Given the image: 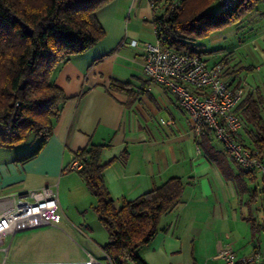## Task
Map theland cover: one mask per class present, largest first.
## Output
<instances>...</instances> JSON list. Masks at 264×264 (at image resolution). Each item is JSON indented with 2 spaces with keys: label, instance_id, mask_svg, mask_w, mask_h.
<instances>
[{
  "label": "crops",
  "instance_id": "1",
  "mask_svg": "<svg viewBox=\"0 0 264 264\" xmlns=\"http://www.w3.org/2000/svg\"><path fill=\"white\" fill-rule=\"evenodd\" d=\"M156 12L161 4L155 9L151 0H113L101 7L96 14L104 39L55 74L68 99L43 150L20 163L16 157L29 146L0 147V210L20 194L52 187L59 196V218L39 226L49 228L37 230L32 238L42 243L58 233L70 245L85 246V262L77 263V254L62 251L52 257L55 263L102 264L104 259L112 264L103 248L107 230L95 216L89 221L84 215L96 214V198L77 170H67L77 151L90 143L104 145V178L118 208L169 178L185 182L180 202L162 216L160 230L141 249L150 264H225L219 254L227 243L238 261L255 252L264 255L263 173L238 165L212 131L208 147L218 155L211 160L177 96L145 74L142 44L156 39ZM126 37L142 44L120 46ZM200 50L209 66L225 65L230 84L246 83L236 108L243 121L237 137L256 149L245 100H258L264 118V12L254 10L240 24L214 31ZM112 81L127 86L118 91L110 88ZM51 241L58 240L51 236Z\"/></svg>",
  "mask_w": 264,
  "mask_h": 264
},
{
  "label": "trees",
  "instance_id": "2",
  "mask_svg": "<svg viewBox=\"0 0 264 264\" xmlns=\"http://www.w3.org/2000/svg\"><path fill=\"white\" fill-rule=\"evenodd\" d=\"M113 0H0V147L29 146L16 157L26 163L36 158L52 135L68 97L55 82L60 66L105 37L97 11ZM163 45L181 52L201 53V40L214 31L238 25L262 0H238L229 9L209 10L216 0H152ZM264 1V0H263ZM220 4V3H219ZM24 24L32 29L26 32ZM125 83L110 88L123 91ZM248 121L255 128L254 146L264 157V118L258 100H245ZM210 129L201 134L209 157L215 156ZM103 144L90 143L77 151L78 170L96 198L93 210L109 234L104 250L112 264H150L141 254L160 230L163 215L180 202L185 182L169 178L160 186L118 208L104 178ZM251 173V172H249ZM264 193V191H263ZM236 264H248L237 262Z\"/></svg>",
  "mask_w": 264,
  "mask_h": 264
},
{
  "label": "built area",
  "instance_id": "3",
  "mask_svg": "<svg viewBox=\"0 0 264 264\" xmlns=\"http://www.w3.org/2000/svg\"><path fill=\"white\" fill-rule=\"evenodd\" d=\"M238 0H218L223 9H229ZM153 8L154 2L151 0ZM156 39L142 44L135 38H124L120 46L142 44L145 51L144 71L153 81L166 85L177 96L180 105L186 109L193 121L197 135L210 129L223 143L225 149L246 169H258L264 175V157L258 149L244 145L238 137L243 121L236 108L246 93V83L230 84L225 76V65L209 66L201 53L181 52L163 45L159 28L154 23ZM83 164L74 160L67 170H80ZM59 196L52 187L43 186L18 195L10 204L0 210V240L18 231L51 224L59 218ZM6 256L9 246L5 247ZM219 257L225 264L244 262L252 264L264 261L261 252L236 259L234 247L227 243ZM91 260L87 264H94Z\"/></svg>",
  "mask_w": 264,
  "mask_h": 264
},
{
  "label": "rangeland",
  "instance_id": "4",
  "mask_svg": "<svg viewBox=\"0 0 264 264\" xmlns=\"http://www.w3.org/2000/svg\"><path fill=\"white\" fill-rule=\"evenodd\" d=\"M164 4L161 3V11L164 9ZM209 10L219 11L221 10V5L218 0H216ZM255 10H260L264 12V1L258 3ZM249 14L247 17H249ZM241 23V22H240ZM206 38L202 39L205 40ZM86 218L90 221L91 217L96 218L98 221L97 214H84ZM100 222V221H99ZM64 227L63 225H61ZM103 226V225H102ZM104 227V226H103ZM35 227L33 229H28L25 231H18L14 237L12 235L7 236V238H3L0 240V264H25V263H49L55 264L52 260V257L55 255H59L62 251H66L65 254L75 253L77 254V263L85 262L86 258V250L85 246L82 243L78 245H70L67 239H62L58 233L51 234L48 236L49 240L43 241L42 243H38L34 241L32 235L37 232V230H44V228H49V226L43 227ZM65 228V227H64ZM105 228V227H104ZM54 237V240H58L56 243L51 241ZM32 238V239H31ZM54 243V244H53ZM63 248H61V245ZM9 246V253L6 256L5 247ZM83 250H82V249ZM47 261V262H45ZM60 263V262H59ZM68 263L67 261L61 262L60 264ZM102 264H110L108 260L102 259Z\"/></svg>",
  "mask_w": 264,
  "mask_h": 264
},
{
  "label": "water",
  "instance_id": "5",
  "mask_svg": "<svg viewBox=\"0 0 264 264\" xmlns=\"http://www.w3.org/2000/svg\"><path fill=\"white\" fill-rule=\"evenodd\" d=\"M24 26H25L26 32L29 34H32V29L27 24H24ZM3 264H5V263H3ZM25 264H49V263H25ZM55 264H60V263H55ZM65 264H75V263H65Z\"/></svg>",
  "mask_w": 264,
  "mask_h": 264
}]
</instances>
